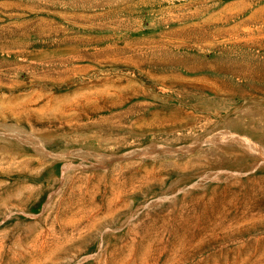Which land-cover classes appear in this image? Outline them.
<instances>
[{"label":"rangeland","instance_id":"obj_1","mask_svg":"<svg viewBox=\"0 0 264 264\" xmlns=\"http://www.w3.org/2000/svg\"><path fill=\"white\" fill-rule=\"evenodd\" d=\"M0 124V264H264V0H0Z\"/></svg>","mask_w":264,"mask_h":264},{"label":"bare ground","instance_id":"obj_2","mask_svg":"<svg viewBox=\"0 0 264 264\" xmlns=\"http://www.w3.org/2000/svg\"><path fill=\"white\" fill-rule=\"evenodd\" d=\"M1 125V124H0ZM228 130V129H227ZM3 132V131H2ZM220 132V131H219ZM234 132V131H233ZM0 134H2V133H0ZM9 134V133H8ZM25 133H23V135H24ZM3 135V134H2ZM1 135V136H2ZM10 135H12V134H10ZM31 135V134H30ZM29 135V136H30ZM5 136H8V135H5ZM217 137H221L219 140L218 139H215L214 138V140L213 139H211L210 141H209V143H214V142H216V141H220V140H232V141H235V142H238L239 144H241V145H243V146H245V147H247V148H249L250 150H252V151H255V152H257L258 154H260V155H262V154H264V148L260 145V144H258L257 142H255L254 140H252L251 138H249V137H247V136H243V135H240V134H237V133H230V132H224V133H222V134H218V135H216ZM31 137V136H30ZM29 137V138H30ZM33 137V136H32ZM24 138V137H23ZM28 137H26V139H27ZM21 139V138H20ZM25 139V140H26ZM34 141H35V143H37L36 145H38V143H40V141H39V139H37V138H35L34 137V139H33ZM199 142V141H198ZM198 142H195L194 143V145H197V143ZM225 142V141H224ZM44 143V142H43ZM42 142H41V145H39V147H38V149H42L43 151H45V152H47L46 151V149H45V147H44V144H43ZM36 145H35V147H36ZM156 145V144H155ZM41 146V147H40ZM159 146V145H158ZM154 147V148H152V147H150V145H149V147H146V148H144V149H142L139 153H137L138 155H148V156H155L156 154H158V152H162V151H165V150H167V149H170V151H175V149H173V148H171V147H162V148H160V147ZM199 146H200V143H199ZM188 149H194V147L192 146V148H188ZM197 149V148H196ZM41 150V151H42ZM186 150V149H185ZM184 150V151H185ZM49 152V151H48ZM79 153H81V154H84V152H82V151H80ZM102 158V157H101ZM104 160L106 159V160H108V161H112L113 160V157H109V158H107V157H105V158H103Z\"/></svg>","mask_w":264,"mask_h":264}]
</instances>
